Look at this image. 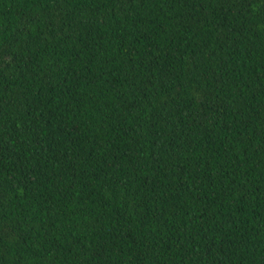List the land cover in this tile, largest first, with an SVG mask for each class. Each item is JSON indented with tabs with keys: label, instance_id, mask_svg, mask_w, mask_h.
Listing matches in <instances>:
<instances>
[{
	"label": "trees",
	"instance_id": "1",
	"mask_svg": "<svg viewBox=\"0 0 264 264\" xmlns=\"http://www.w3.org/2000/svg\"><path fill=\"white\" fill-rule=\"evenodd\" d=\"M0 264H264V0H0Z\"/></svg>",
	"mask_w": 264,
	"mask_h": 264
}]
</instances>
